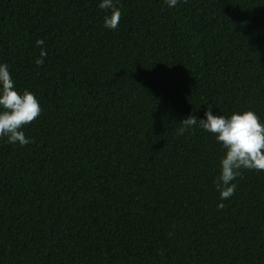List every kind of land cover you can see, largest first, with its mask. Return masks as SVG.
Instances as JSON below:
<instances>
[{"label":"trees","instance_id":"1","mask_svg":"<svg viewBox=\"0 0 264 264\" xmlns=\"http://www.w3.org/2000/svg\"><path fill=\"white\" fill-rule=\"evenodd\" d=\"M0 0V62L42 111L0 140V264H264V171L217 208L188 115L264 121V0ZM43 39L48 56L35 58Z\"/></svg>","mask_w":264,"mask_h":264},{"label":"clouds","instance_id":"2","mask_svg":"<svg viewBox=\"0 0 264 264\" xmlns=\"http://www.w3.org/2000/svg\"><path fill=\"white\" fill-rule=\"evenodd\" d=\"M181 0H164L168 8H175ZM119 0H100L98 7L109 14L104 17V27L116 29L122 15ZM44 40L37 39L36 46H43ZM48 56L47 47H40L35 58L36 66H42ZM42 111L36 95L24 89L18 91L9 65L0 62V140L19 144L21 147L32 142L26 137L23 128L33 122ZM178 135H184L189 129L199 127L213 134L224 150L219 162V175L215 177V189L219 193L218 209L225 207L224 201L236 191L237 177L242 170L264 171V121L253 110L233 112L230 116L220 115L208 106L202 117L188 115L180 122Z\"/></svg>","mask_w":264,"mask_h":264}]
</instances>
